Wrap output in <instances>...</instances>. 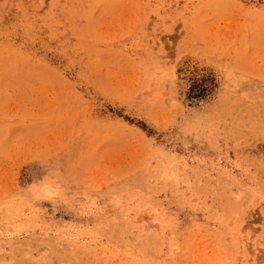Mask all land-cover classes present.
<instances>
[{
    "label": "rangeland",
    "instance_id": "obj_1",
    "mask_svg": "<svg viewBox=\"0 0 264 264\" xmlns=\"http://www.w3.org/2000/svg\"><path fill=\"white\" fill-rule=\"evenodd\" d=\"M0 264H264V0H0Z\"/></svg>",
    "mask_w": 264,
    "mask_h": 264
}]
</instances>
